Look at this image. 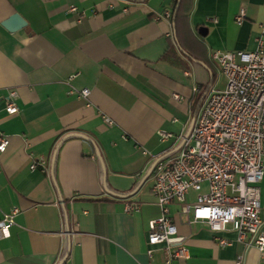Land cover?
Returning <instances> with one entry per match:
<instances>
[{
    "label": "crops",
    "instance_id": "crops-1",
    "mask_svg": "<svg viewBox=\"0 0 264 264\" xmlns=\"http://www.w3.org/2000/svg\"><path fill=\"white\" fill-rule=\"evenodd\" d=\"M71 7L86 11L82 23ZM15 14L26 26L10 32ZM263 29L264 0H0V221L20 211L0 264H164L162 246L148 255L162 216L155 165L176 155L206 95L224 89L214 54L256 51ZM84 89L88 98L72 94ZM126 201L139 213L126 214ZM178 210L187 257L173 264H264L231 227L220 247Z\"/></svg>",
    "mask_w": 264,
    "mask_h": 264
},
{
    "label": "built area",
    "instance_id": "built-area-1",
    "mask_svg": "<svg viewBox=\"0 0 264 264\" xmlns=\"http://www.w3.org/2000/svg\"><path fill=\"white\" fill-rule=\"evenodd\" d=\"M93 14V12H91ZM68 15H77L82 23L86 11L71 7ZM169 18L170 14H166ZM245 17L243 10L236 20ZM264 29L256 51L216 52L213 56L225 77L222 90H211L200 105L192 130L176 138V155L161 157L155 165L152 192L162 216L150 223L149 256L155 247L164 249V264L187 257L186 239L179 236L172 218L178 217L192 230L206 225L222 235L231 227L241 242L264 255V220L261 215V184L264 181ZM88 98L90 91L72 92ZM17 93L11 91L5 102L8 114L19 112ZM176 100L179 97L174 96ZM162 141L174 136L158 131ZM9 147L0 136V153ZM43 159L31 169L44 167ZM126 214H136L140 204L126 201ZM19 209L14 208L0 221V241L10 238ZM220 236V247L230 245ZM240 258L238 264H242Z\"/></svg>",
    "mask_w": 264,
    "mask_h": 264
},
{
    "label": "water",
    "instance_id": "water-1",
    "mask_svg": "<svg viewBox=\"0 0 264 264\" xmlns=\"http://www.w3.org/2000/svg\"><path fill=\"white\" fill-rule=\"evenodd\" d=\"M3 26L10 32H15L26 26V22L20 17V15H13L7 21L4 22Z\"/></svg>",
    "mask_w": 264,
    "mask_h": 264
},
{
    "label": "rangeland",
    "instance_id": "rangeland-1",
    "mask_svg": "<svg viewBox=\"0 0 264 264\" xmlns=\"http://www.w3.org/2000/svg\"><path fill=\"white\" fill-rule=\"evenodd\" d=\"M222 79H223V78H222ZM212 234H213L214 236H220V235H218V234H215V233H213V232H212Z\"/></svg>",
    "mask_w": 264,
    "mask_h": 264
}]
</instances>
